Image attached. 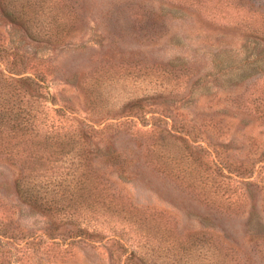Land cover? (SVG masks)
Instances as JSON below:
<instances>
[{
  "label": "rangeland",
  "instance_id": "obj_1",
  "mask_svg": "<svg viewBox=\"0 0 264 264\" xmlns=\"http://www.w3.org/2000/svg\"><path fill=\"white\" fill-rule=\"evenodd\" d=\"M77 1L79 15L63 41H35L1 14L0 33L32 58L25 67L41 69L44 90L53 93L54 105H62L75 119L93 127L129 119L113 136L112 146L154 139L158 143L154 155L163 153L173 169L187 164L189 171L162 175L138 165L117 175L106 169L115 187L135 204L151 207L157 219L170 213L178 230L194 238L213 232L239 245L232 239L250 233L264 236V156L252 171L256 185L241 187L246 203L236 207L244 211L252 205L250 219L245 212L221 215L215 203H204L174 177H201L205 173L201 165L218 163L220 154L229 159L256 157L264 150L263 122L238 118L231 103L238 81L264 74V43L254 44L250 38L257 29L251 24L264 27V0ZM245 21L251 24L244 25ZM135 99L143 106L132 116L126 103ZM107 126L90 138L97 161L111 145L107 137L114 127ZM170 127L181 133L165 134L163 128ZM12 177L11 167L0 160V196L24 229L40 233L47 218L18 201ZM108 233L74 239L66 250L59 246H66L62 238H57L59 245L40 239L29 246L14 239L11 264H128L116 257L119 249L114 244L104 242ZM138 240L140 245L136 239L126 243V251L134 248L132 264H166L165 252Z\"/></svg>",
  "mask_w": 264,
  "mask_h": 264
},
{
  "label": "trees",
  "instance_id": "obj_2",
  "mask_svg": "<svg viewBox=\"0 0 264 264\" xmlns=\"http://www.w3.org/2000/svg\"><path fill=\"white\" fill-rule=\"evenodd\" d=\"M193 1L204 4L206 0ZM79 10L77 0H0L2 17L25 36L39 42L63 41ZM248 22L244 25L251 24ZM251 25L257 26L250 37L253 43H264V27ZM29 60L32 58L26 52L0 33V160L13 170L11 186L18 201L47 219L40 233L35 228L24 229L15 219L10 204L0 196V264H11L12 247L16 246L10 241L14 239L29 246L38 244L40 239L59 245L57 238H62L66 246H59L66 250L72 240L97 238L102 232H109L104 242L114 244L119 249L116 257L128 264H132L130 257L134 248L126 251V243L131 245L136 239V245H140L139 238H143L147 247L165 252L166 264H264L263 235L250 233L242 235L241 240L232 239L239 241V245L213 232L201 239L194 238L178 230V222L170 213L171 216L161 215L157 219L151 207L124 197L106 169L123 175L141 165L162 175H171L189 172L187 164L173 169L168 163L169 156L154 155V144H158L154 139L112 146L113 136L129 119L107 123L114 127V132L107 137L111 145L102 150L100 162L97 161V155L89 147L90 138L108 126L93 127L75 119L62 105H54L53 93L44 90L41 69L25 67ZM238 82V91L231 100L238 118L254 117L264 124V74L245 76ZM132 101L126 106L127 114L133 116L143 105L138 99ZM163 130L175 137L173 130L181 133L173 127ZM212 151L217 154L215 148ZM263 156L264 150L256 157L229 159L220 154L218 163L201 165V171L205 172L201 177L187 179L177 174L174 177L181 187L195 192L204 203H215L221 215L245 212L250 219L252 205L244 211L236 207L246 203L241 187L256 185L251 175L255 162ZM112 255L109 251L108 256Z\"/></svg>",
  "mask_w": 264,
  "mask_h": 264
}]
</instances>
